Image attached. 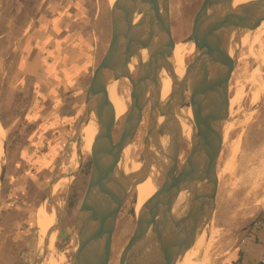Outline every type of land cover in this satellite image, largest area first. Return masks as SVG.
Masks as SVG:
<instances>
[{
  "label": "water",
  "instance_id": "water-1",
  "mask_svg": "<svg viewBox=\"0 0 264 264\" xmlns=\"http://www.w3.org/2000/svg\"><path fill=\"white\" fill-rule=\"evenodd\" d=\"M203 0L193 19L189 41L193 46L185 77L178 80L165 104L161 101L163 72H174L171 57L175 48L172 34L171 0H122L110 12V38L98 59L86 90L83 114L70 138L79 149L78 165L67 177L74 179L84 164L80 136L87 125L96 133L90 151L91 167L87 187L75 216L77 247L66 264H110L113 237L124 206L125 174L116 155L132 146L143 120L149 117L144 153L150 157L155 192L136 214L132 234L122 249L119 264H177L178 253L190 251L210 228L219 187L218 164L226 135L230 109V83L246 29L264 21V0ZM137 67L135 78L129 66ZM128 78L130 107L119 139L114 137L116 114L110 85ZM197 98L196 130L190 151L180 162L182 137L175 123L183 99ZM164 134L168 167L163 171L158 135ZM3 152L6 144L3 141ZM68 153L67 150L64 156ZM54 172L46 198L55 210L43 245L33 264H42L52 237L62 224L63 207L56 203L53 189L60 165ZM0 185L5 178L6 160L0 156Z\"/></svg>",
  "mask_w": 264,
  "mask_h": 264
},
{
  "label": "rangeland",
  "instance_id": "rangeland-1",
  "mask_svg": "<svg viewBox=\"0 0 264 264\" xmlns=\"http://www.w3.org/2000/svg\"><path fill=\"white\" fill-rule=\"evenodd\" d=\"M22 1L7 0L6 6L5 0H1L0 16L9 11L8 14L17 15L19 21L22 22L20 17L30 14L32 11L34 21L38 17L40 9L48 2V0H26V8H23ZM86 1L92 7L94 4L96 6V18H94V12L91 19L93 23L92 35H95L97 39V63L110 38L111 6L109 0ZM202 2L203 0H171L172 34L176 44L187 47L191 45L189 36L193 19ZM100 16L103 18L101 21ZM260 24L264 25V21ZM21 27L14 29L19 36L5 37L7 39L4 38V43L0 45V124L4 128H2L4 130L3 141L6 144L5 153L2 149L3 158L6 160L5 178L0 185V264H33L38 249L44 242L42 231L46 232V229L40 222V219L45 218L44 210L53 214L52 217L56 215L54 208L46 198L53 170L42 171L41 169H44L46 163L40 162L35 163V168L30 166L31 168L27 169L26 173H17L16 164H19L22 159L21 156L18 158L21 149L19 150L15 144L14 147L12 146L13 130L11 127L18 128V133L24 129L21 118L28 104L23 108L22 106L28 102L20 95H16L15 92L21 89L18 84L9 81L10 75L16 73L14 72L16 68L4 65L19 60L24 44V40L20 36L24 26ZM256 29L250 31L251 36L248 37V40L243 39L238 53L237 65L230 83L232 106L231 110L229 109L226 135L218 164L219 187L216 209L210 228L195 246L203 245L205 242L208 245L211 243L208 251L209 256H207L208 264H229L232 262V256H236L238 239L252 226V223L259 218L264 210V29L255 34ZM130 65L133 66V70L129 66L130 73L135 78L136 64L131 62ZM89 81L85 86L81 83L77 92H82L84 88L87 90ZM117 87L119 94L130 107V80L122 78ZM14 95L16 98L12 102ZM65 102L58 99L55 105L60 106ZM77 108L80 111V116L76 123L84 111L82 105ZM54 117L56 125L54 126L55 123H53L52 126H54L55 133L59 134L60 131H64L67 132L65 138L70 137L73 127L66 128L65 123L58 124V119L65 122L64 117L59 115ZM148 117L149 107L147 106L143 112L142 123L133 139L132 146L135 148V153L132 154L131 159L135 161H139L140 154L144 153ZM10 122L12 124L9 127L8 123ZM76 123L75 125H77ZM122 125V121H117L113 132L116 141L121 135ZM61 128L63 130H60ZM14 134L17 135V132ZM23 141L22 137H19L17 144L20 145ZM80 142L83 146V134L80 136ZM63 149V145L60 146V153ZM189 149L190 142L186 143L182 140L180 162L186 158ZM78 155L79 149L71 142L68 153L60 165L58 175L67 177L77 167ZM89 155L90 152L84 151V164L74 179L69 180L67 177L63 185L54 186V199L63 207L62 224L56 231L47 254L48 257L43 260L42 264H52L54 260V263L58 261L56 264H66L73 257L77 247L75 216L88 183L91 167ZM26 175L32 177H26ZM135 200H137L136 193L133 190L127 194L119 214L111 246L110 264H119L122 249L135 227ZM41 206L45 208L42 207L39 210Z\"/></svg>",
  "mask_w": 264,
  "mask_h": 264
},
{
  "label": "crops",
  "instance_id": "crops-1",
  "mask_svg": "<svg viewBox=\"0 0 264 264\" xmlns=\"http://www.w3.org/2000/svg\"><path fill=\"white\" fill-rule=\"evenodd\" d=\"M93 14L96 18V6L92 7L86 0H48L38 17L34 21L31 18L20 35L24 44L19 60L4 65L16 68L9 81L17 83L19 88L29 80L32 95V101L21 118L22 127L28 130L22 136L23 143L18 145L21 149L18 158L21 156L22 159L16 164L17 173H26L30 166L35 168V163L45 162L41 170H53L54 174L67 146L69 148L71 144L72 134L65 138L67 132L55 133L54 116L64 117L65 122L58 119V124L65 123L66 128L73 127L74 130L80 116L77 107L82 105L84 110L86 90L77 92V89L81 83L85 86L91 79L96 64L97 39L92 35ZM5 37L13 38L6 33L0 39ZM58 99L66 101L65 104L56 106ZM62 145L64 149L60 153ZM263 214L264 210L238 239L236 256H232L229 264H264Z\"/></svg>",
  "mask_w": 264,
  "mask_h": 264
},
{
  "label": "bare ground",
  "instance_id": "bare-ground-1",
  "mask_svg": "<svg viewBox=\"0 0 264 264\" xmlns=\"http://www.w3.org/2000/svg\"><path fill=\"white\" fill-rule=\"evenodd\" d=\"M121 1L122 0H109V4L112 7V9H115ZM244 1L246 0H235L234 4H240L241 2H244ZM263 29H264V25L260 24L258 25L254 33L255 34L259 33ZM250 31L251 30L249 29H246L245 31L244 38L246 40H248V37L251 36ZM254 36L255 35H253V37ZM192 51H193L192 45H188V47L186 45H180V44L175 45V48L173 50L172 57H171V67H170L173 70L172 72L174 73L173 75L171 74V77H170L169 70L167 72H163V77H162V81L160 85L162 104H165L168 97L172 94L175 83L178 80H181L185 77L187 60ZM130 68L131 70H133L132 65H130ZM117 86H118L117 83H113L109 86L110 95H111V100H112V104L114 107L113 110H115V114H116V124H117V121H122V124H124L126 115L129 111V107H128V102L123 97H121V95L119 94ZM196 104H197V98L195 97L185 98L183 99L181 108L176 109L175 123L178 125V128H179L178 131H180V135L186 143H189L191 141V138L196 130L195 121H194V112H195ZM231 106H232V100H230V110H231ZM2 128L3 126L0 124V156H2V145H3V140H4L3 139L4 138V130H3L4 128L3 129ZM95 133L96 131L94 127L91 125H87L83 129L82 134H83V150L84 151L86 150L88 152L91 151ZM168 149L169 147L166 144L165 135L159 134L158 135V151H159V155L161 158V166H162L163 171H165L168 167V162H169L168 152H167ZM133 153H135V148L133 146H130L126 149L122 148L118 152V155H116L117 156L116 164L118 168L125 174V193L128 194L129 192L135 190L136 199H137L135 200L136 201L135 213L137 214L140 208L142 207V205L146 202V200L151 198V196L154 194L155 186L153 184V174L150 169L149 154L145 153L142 160L139 159V161H135L131 159ZM66 178H67L66 176L58 178L56 187H60L61 185H63L66 182L65 180ZM42 207L45 208L44 206H41L39 210H41ZM44 211H45V218L43 217V219H40L39 217V219H40L42 226L45 227L46 232H47L48 228L50 227V225L53 224L55 220V215L54 217H52L53 214H50L49 211L47 212L46 209ZM46 232L42 231L44 239L46 236ZM53 239H54V236L52 237L51 244L53 242ZM40 242L42 241L40 240ZM210 244L208 245L205 242L203 243V245L194 247L190 251L178 253L175 257L177 264H208L207 256H209L208 251L210 248ZM62 258H61V261H62ZM54 262L55 260L53 261L52 264H56L58 261L56 263Z\"/></svg>",
  "mask_w": 264,
  "mask_h": 264
},
{
  "label": "trees",
  "instance_id": "trees-1",
  "mask_svg": "<svg viewBox=\"0 0 264 264\" xmlns=\"http://www.w3.org/2000/svg\"><path fill=\"white\" fill-rule=\"evenodd\" d=\"M1 2V0H0ZM3 2V1H2ZM5 5L7 6L8 2L7 0H5ZM23 5L22 7L23 8H26V0H23L22 1ZM10 4V3H9ZM29 4V3H28ZM10 7V6H9ZM9 12V11H8ZM8 12H5L6 14L5 15H1L0 16V36L3 35V34H6V33H9L12 37H16L18 36L19 34L16 33V31L14 30L16 27H20L22 28L21 26H26V24L28 23V21L32 18V14L33 12L31 11L30 14H27L25 16H22L20 17L21 21H19V18L17 15H10L11 13L8 14ZM11 12V11H10ZM101 17V16H100ZM100 21L103 20V18H99ZM100 23V22H99ZM21 24V26H20ZM100 25H103V24H100ZM23 27V28H24ZM4 43V40L3 39H0V45ZM29 80L27 79L26 82H25V86L22 87L20 90H18L16 93V95H20L21 98H24L28 103L24 104L22 106V108L29 104V102H31V98H32V95H31V89L29 87ZM16 95H14V98L12 100V102H14L15 98H16ZM12 124V122L8 123V126L10 127V125ZM11 129L13 130L12 131V146L14 147V144L16 145V147H18V139L19 137H22L24 136V133L28 130V129H21V132L19 131L18 133V128H16L15 126H12ZM17 132V135H15L14 133ZM23 134V135H22ZM22 135V136H21ZM264 216L261 215V217ZM234 264H240V262H236Z\"/></svg>",
  "mask_w": 264,
  "mask_h": 264
}]
</instances>
